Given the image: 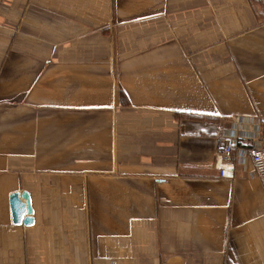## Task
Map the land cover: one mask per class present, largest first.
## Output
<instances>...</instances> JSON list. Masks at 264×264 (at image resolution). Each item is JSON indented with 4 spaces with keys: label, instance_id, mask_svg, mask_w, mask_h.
Masks as SVG:
<instances>
[{
    "label": "crops",
    "instance_id": "1",
    "mask_svg": "<svg viewBox=\"0 0 264 264\" xmlns=\"http://www.w3.org/2000/svg\"><path fill=\"white\" fill-rule=\"evenodd\" d=\"M252 149L264 0H0V264H264Z\"/></svg>",
    "mask_w": 264,
    "mask_h": 264
},
{
    "label": "built area",
    "instance_id": "2",
    "mask_svg": "<svg viewBox=\"0 0 264 264\" xmlns=\"http://www.w3.org/2000/svg\"><path fill=\"white\" fill-rule=\"evenodd\" d=\"M235 145V140L228 136H222L218 141L214 168L219 171L222 178L232 179L234 176L233 149ZM250 159L258 179L264 184V149H252Z\"/></svg>",
    "mask_w": 264,
    "mask_h": 264
},
{
    "label": "water",
    "instance_id": "3",
    "mask_svg": "<svg viewBox=\"0 0 264 264\" xmlns=\"http://www.w3.org/2000/svg\"><path fill=\"white\" fill-rule=\"evenodd\" d=\"M16 193L13 195V199H15ZM25 202H24V211H20L18 205L16 204L15 200H13V210H14V215L17 220L19 221L20 224L24 225L25 227H29L33 225V218H31L30 215H32L33 210L31 208V201L27 193H22L20 196Z\"/></svg>",
    "mask_w": 264,
    "mask_h": 264
},
{
    "label": "trees",
    "instance_id": "4",
    "mask_svg": "<svg viewBox=\"0 0 264 264\" xmlns=\"http://www.w3.org/2000/svg\"><path fill=\"white\" fill-rule=\"evenodd\" d=\"M194 117V116H193ZM200 118V117H199ZM230 264V263H229Z\"/></svg>",
    "mask_w": 264,
    "mask_h": 264
}]
</instances>
